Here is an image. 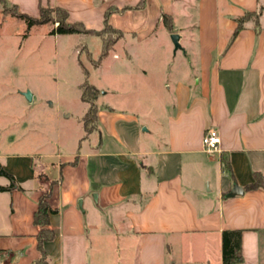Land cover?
<instances>
[{
	"label": "crops",
	"instance_id": "0c3cea01",
	"mask_svg": "<svg viewBox=\"0 0 264 264\" xmlns=\"http://www.w3.org/2000/svg\"><path fill=\"white\" fill-rule=\"evenodd\" d=\"M26 5L33 17L41 6L62 8L69 23L95 31L104 28L109 12V25L123 36L96 71L112 57L120 61L119 68L108 66L113 72L131 75L138 60L159 53L160 40L171 48L173 34L182 49L174 51H181L179 58L171 51L157 67L155 82L120 93L124 108L104 101L115 90L92 85L99 93L97 123L75 152L0 149V170L15 178L11 190L0 191V264H34L42 257L34 215L51 184L55 239L44 245L49 264H224L225 231H242L240 264H264V191L246 190L255 173L264 180V12L248 18L234 37L239 21L263 8L264 0ZM70 36H81L96 60L86 44L96 36ZM210 129L220 134V153L204 150ZM10 186L0 175V187ZM235 186L244 194L229 198Z\"/></svg>",
	"mask_w": 264,
	"mask_h": 264
},
{
	"label": "rangeland",
	"instance_id": "374dc122",
	"mask_svg": "<svg viewBox=\"0 0 264 264\" xmlns=\"http://www.w3.org/2000/svg\"><path fill=\"white\" fill-rule=\"evenodd\" d=\"M6 1L8 6L18 5L21 12L31 15L28 0ZM4 9L0 2V149L4 153L32 154L39 149L56 154L75 152L85 133L82 118L88 106L81 101V87L86 81L115 90L116 94L104 101L124 108L126 97L120 93L131 92L135 84L155 82L157 67L164 64L171 51L173 56H181V51L176 55L173 44L165 48L162 39L159 53L138 60L131 67V75L122 69L113 72L108 66L116 63V68L120 61L112 57L106 69L96 71L100 38L86 41L95 60L82 47L81 36L52 35L56 25L51 24L29 29L26 21L14 19ZM139 68L146 69L148 75H140Z\"/></svg>",
	"mask_w": 264,
	"mask_h": 264
},
{
	"label": "trees",
	"instance_id": "16d2710c",
	"mask_svg": "<svg viewBox=\"0 0 264 264\" xmlns=\"http://www.w3.org/2000/svg\"><path fill=\"white\" fill-rule=\"evenodd\" d=\"M4 5V13L10 15L14 19L24 20L27 23L28 28L42 25H56L51 31L52 35H76V34H86L91 36L99 37L102 41V54L99 58L98 64L105 59L109 52L113 49L115 44L122 38V33L115 30L108 23L109 12L106 15L105 26L101 31L89 30L82 23L71 24L68 22V12L62 8L56 7H40V14L38 17H33L29 14L20 11L18 5L8 6L6 0H0ZM262 12H264V7L259 9L256 13H248L244 18L239 21V26L234 34V37L243 28L244 24L247 22L248 18H257ZM163 21L166 28L173 32L172 17L165 14L163 16ZM86 71V70H85ZM88 75V72L86 71ZM82 102L89 105L88 111L83 118L85 136L84 140L88 135L92 134L96 123L99 108L96 104V99L98 96V91L90 85L87 81L82 85ZM224 169L230 171L229 163L223 159ZM0 175L8 178L11 182V186L8 188L0 187V191H9L15 185V178L5 172L0 170ZM45 191L39 201L38 210L34 215V224L41 228L38 234V248L42 252V257L34 262V264H49L48 255L44 250V245L47 242H51L55 239V233L50 228V216L55 211L51 208L48 200L52 195V187ZM261 189L264 191V180L260 174H254V181L252 184L247 186L246 190H256ZM243 262L242 255V231H225L223 233V263L224 264H240Z\"/></svg>",
	"mask_w": 264,
	"mask_h": 264
},
{
	"label": "built area",
	"instance_id": "2783aa9c",
	"mask_svg": "<svg viewBox=\"0 0 264 264\" xmlns=\"http://www.w3.org/2000/svg\"><path fill=\"white\" fill-rule=\"evenodd\" d=\"M58 24H56V27ZM204 150L209 154H216L221 152V137L216 129H210L203 137Z\"/></svg>",
	"mask_w": 264,
	"mask_h": 264
},
{
	"label": "water",
	"instance_id": "95a60500",
	"mask_svg": "<svg viewBox=\"0 0 264 264\" xmlns=\"http://www.w3.org/2000/svg\"><path fill=\"white\" fill-rule=\"evenodd\" d=\"M171 40H172V43L175 47V51L182 49V46L180 44V36L178 34H173L171 36ZM28 97H29V99H31L30 95H28ZM144 130H146V129H144ZM243 194H244V190L239 186H235L234 189L232 190V192L228 195V197L233 198V197L240 196Z\"/></svg>",
	"mask_w": 264,
	"mask_h": 264
}]
</instances>
